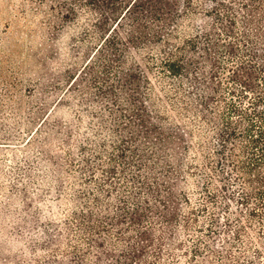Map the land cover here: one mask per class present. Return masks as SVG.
Here are the masks:
<instances>
[{
	"label": "trees",
	"instance_id": "16d2710c",
	"mask_svg": "<svg viewBox=\"0 0 264 264\" xmlns=\"http://www.w3.org/2000/svg\"><path fill=\"white\" fill-rule=\"evenodd\" d=\"M58 1L54 17L73 21L67 24L77 31L73 47L88 45L89 54L59 87L67 85L61 100L77 121L57 135L67 166L43 153V181L50 186L45 194L55 191L57 197L47 203L43 193L21 191L26 211L34 209L37 221L50 218L43 231L48 239L33 238L34 255L42 251L49 260L37 264H170L167 256L172 260L185 247L181 227L189 231L196 223L191 196L178 190L189 179L181 166L191 169L189 176L199 170L207 176L201 166H210L236 203L234 223L228 213L236 248L219 259L239 260L256 224L258 232L264 229V0ZM76 9L86 23L79 25ZM140 49L157 52L124 68L127 52ZM140 66L149 77L142 78ZM157 73L171 82L174 90L166 96L188 121L196 148L164 129L171 117L149 92L142 95L143 82L150 90ZM78 135L83 139L75 157ZM194 149L206 152L205 163L191 155ZM182 153L191 160L175 156ZM65 174L74 177L69 186ZM209 178L205 191L215 202L216 184ZM62 214L61 221L53 218Z\"/></svg>",
	"mask_w": 264,
	"mask_h": 264
},
{
	"label": "rangeland",
	"instance_id": "374dc122",
	"mask_svg": "<svg viewBox=\"0 0 264 264\" xmlns=\"http://www.w3.org/2000/svg\"><path fill=\"white\" fill-rule=\"evenodd\" d=\"M58 2L0 0V264H37V259L49 261L42 251L34 255L33 240L39 238V242H43L47 237L43 231L48 229L50 218L37 221L34 209L26 211L21 191L26 187L33 196L43 193L44 198H48L47 203L57 197L55 191L49 193L51 195L45 194L50 186L43 181L48 172L43 164V153L52 155L67 166L66 147H60L62 143L57 135L61 126L69 123L74 126L77 121L75 112L68 109V105L64 106L66 102L61 100L67 85L62 90L59 87L69 74L79 72L89 54L88 45L73 47V37L77 31L67 25H72L73 21L65 23L62 17H54L58 16ZM204 6L205 10L210 9L209 5ZM76 11L80 15L77 19L79 25L86 23L85 13L80 9ZM204 16L202 13L193 23L196 25ZM63 24L66 27H62ZM155 52L151 49L129 50L124 59V68H134L142 59ZM139 70L143 79L150 76L144 66L138 67ZM158 74L150 78V90L146 89L147 84L143 82L142 95L149 92L156 107L171 117L170 122H162L164 129L180 137L183 135L190 146L196 148L195 140L189 134L188 121L180 119L166 96L174 90L171 82ZM186 88L189 89L188 84ZM87 97L92 98L93 94ZM74 101L77 102L70 96L69 102L76 105ZM149 106L155 110L152 104ZM88 119L86 116L85 120ZM151 119L159 123L155 116ZM82 139L78 135L73 140L75 157ZM195 152V149L191 151V155ZM196 153L205 163L203 155L206 152ZM179 155L175 156L191 160L189 154ZM201 168L207 176H202L200 170L189 176L191 169L181 166L182 173L189 179L187 183H181L178 190L183 188L191 196L196 223H193L189 231L181 227L179 237L185 247L177 250L172 260L171 256H167L166 261H170V264H221L219 254L233 248L231 243L234 242V236L228 226V213L231 211L234 223L240 212L236 203L227 199L221 182L210 166ZM210 176L216 184L211 188L217 193L215 202L211 201L205 191ZM62 179L69 186L74 177L65 174ZM71 191L68 192L71 194ZM182 208L184 210L186 205H182ZM10 211L13 214L9 215ZM215 216L217 220L214 223ZM53 218L61 221L64 214ZM260 227L257 223L255 230L250 232L251 242L245 254L237 261L230 259L227 264H264V229L258 232Z\"/></svg>",
	"mask_w": 264,
	"mask_h": 264
}]
</instances>
